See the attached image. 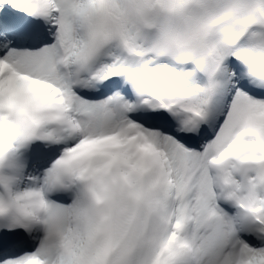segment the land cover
<instances>
[{
	"label": "snow or ice",
	"instance_id": "6c2138e0",
	"mask_svg": "<svg viewBox=\"0 0 264 264\" xmlns=\"http://www.w3.org/2000/svg\"><path fill=\"white\" fill-rule=\"evenodd\" d=\"M0 264H264V0H0Z\"/></svg>",
	"mask_w": 264,
	"mask_h": 264
}]
</instances>
